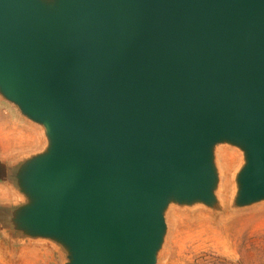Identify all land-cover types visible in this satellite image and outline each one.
<instances>
[{
	"label": "water",
	"instance_id": "1",
	"mask_svg": "<svg viewBox=\"0 0 264 264\" xmlns=\"http://www.w3.org/2000/svg\"><path fill=\"white\" fill-rule=\"evenodd\" d=\"M263 209L264 0H0V264H164L169 216Z\"/></svg>",
	"mask_w": 264,
	"mask_h": 264
},
{
	"label": "rangeland",
	"instance_id": "2",
	"mask_svg": "<svg viewBox=\"0 0 264 264\" xmlns=\"http://www.w3.org/2000/svg\"><path fill=\"white\" fill-rule=\"evenodd\" d=\"M169 219L174 227L164 264H264V209L218 222L184 210Z\"/></svg>",
	"mask_w": 264,
	"mask_h": 264
},
{
	"label": "trees",
	"instance_id": "3",
	"mask_svg": "<svg viewBox=\"0 0 264 264\" xmlns=\"http://www.w3.org/2000/svg\"><path fill=\"white\" fill-rule=\"evenodd\" d=\"M241 262H243V261H241Z\"/></svg>",
	"mask_w": 264,
	"mask_h": 264
}]
</instances>
